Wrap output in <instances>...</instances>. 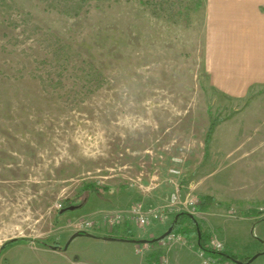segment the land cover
Returning <instances> with one entry per match:
<instances>
[{
  "label": "rangeland",
  "instance_id": "1",
  "mask_svg": "<svg viewBox=\"0 0 264 264\" xmlns=\"http://www.w3.org/2000/svg\"><path fill=\"white\" fill-rule=\"evenodd\" d=\"M204 19L199 0H0V264H69L54 250L75 222L166 204L177 188L197 209L208 201L194 215L209 241L264 264V88L235 98L212 84ZM157 224L89 233L139 240ZM155 239L140 255L133 242L81 235L65 253L201 264L195 237Z\"/></svg>",
  "mask_w": 264,
  "mask_h": 264
},
{
  "label": "crops",
  "instance_id": "2",
  "mask_svg": "<svg viewBox=\"0 0 264 264\" xmlns=\"http://www.w3.org/2000/svg\"><path fill=\"white\" fill-rule=\"evenodd\" d=\"M204 1L205 58L212 84L235 98L264 88V0ZM160 228L162 225L157 224L146 232L148 237L139 239L160 237ZM54 251L61 252L69 264H77L76 259L66 256L64 247Z\"/></svg>",
  "mask_w": 264,
  "mask_h": 264
},
{
  "label": "built area",
  "instance_id": "3",
  "mask_svg": "<svg viewBox=\"0 0 264 264\" xmlns=\"http://www.w3.org/2000/svg\"><path fill=\"white\" fill-rule=\"evenodd\" d=\"M198 201L193 197H186L184 200L181 199L179 188L171 195L170 200L166 204H147V202L139 201L131 205L127 209L113 210L105 212L101 221H95L91 219H80L74 223V228L77 232H90L96 227H103L108 229L110 232L113 231L117 226H120L124 221L131 220L136 223L140 228H146L147 226L156 223H165L174 212L187 211L192 214L197 212ZM61 207V205L59 206ZM165 243H177L188 245L191 240L181 233L171 232L164 239ZM208 248L217 252L224 251V243L217 239L212 238L208 242ZM198 255L201 257V264H236L231 261H222V259L213 256L206 250L198 247ZM136 253L140 255L145 254V249L138 245L136 247ZM148 264H170L168 258H162L159 263H148Z\"/></svg>",
  "mask_w": 264,
  "mask_h": 264
},
{
  "label": "trees",
  "instance_id": "4",
  "mask_svg": "<svg viewBox=\"0 0 264 264\" xmlns=\"http://www.w3.org/2000/svg\"><path fill=\"white\" fill-rule=\"evenodd\" d=\"M204 0H199V4L200 6H202L204 4ZM216 123L215 122H212L211 123V126L208 130V134H207V138H206V143L208 144L210 142V139H211V135L212 133L214 132V129L216 127ZM88 188L91 187V188H96V190L98 189L99 190V187H97L96 184H89L87 185ZM210 202L209 204H213L214 202L216 203V201L214 200V198H210ZM205 201V200H204ZM203 201V202H204ZM208 206V201L204 202V203H201L199 206H198V211H202V209H205L206 207ZM173 225H174V230L173 232H176V233H181L183 235H186L187 238H189L190 240L194 239V237L196 238V241H197V244H198V247L206 250L208 253H211L213 256L215 257H218L220 259H222V261L226 262V261H231V262H234L236 264H239L240 262L242 263H246L249 261L250 257L252 256H246V257H242V256H239L233 252H229V251H221V252H217V251H214V250H210L208 248V241L210 239V236L209 234H205L203 231H202V227L199 223V221H197V218L194 214L190 213V212H186V211H183V212H179L175 215V218L173 220ZM97 235V234H95ZM108 236H112V237H115L117 239H120V240H128V241H132V240H135L136 237H133L131 235V230L130 229H127L125 230V234H109ZM97 237H103L102 235H97ZM16 240H19L17 238L15 239H12V240H9L7 242L10 243V242H14ZM138 240V239H136ZM156 240V239H155ZM159 241V240H157ZM6 245V244H5ZM5 245H3L2 247H4ZM42 245H46V243H43ZM56 248H62L60 245H57ZM152 255L154 256H151L152 260H155L156 263H159L158 261V256H159V253H153Z\"/></svg>",
  "mask_w": 264,
  "mask_h": 264
},
{
  "label": "water",
  "instance_id": "5",
  "mask_svg": "<svg viewBox=\"0 0 264 264\" xmlns=\"http://www.w3.org/2000/svg\"><path fill=\"white\" fill-rule=\"evenodd\" d=\"M174 230V225L172 224L169 228H168V230L164 233V234H162L160 237H158V238H156V240H162V239H164L167 235H169L172 231ZM81 235H87V236H89V237H97V235H95V234H93V233H89V232H75L71 237H70V239H69V241L66 243V245L64 246V249L65 250H67V248H68V246H69V244L71 243V241H72V239H74L75 237H77V236H81ZM101 238H103V239H105V240H108V241H111V240H120V239H117V238H115V237H112V236H103V237H101ZM124 240H126V239H124ZM149 241V240H148ZM132 242H134V243H140V244H143V243H146L147 242V240H144V239H139V240H132ZM258 257V254H256V255H254V256H252V257H250V259H249V261L248 262H246V263H242V262H240L239 264H250L254 259H256Z\"/></svg>",
  "mask_w": 264,
  "mask_h": 264
}]
</instances>
